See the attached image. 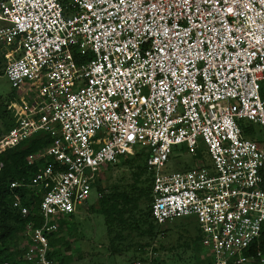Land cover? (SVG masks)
Listing matches in <instances>:
<instances>
[{"label": "built area", "instance_id": "2783aa9c", "mask_svg": "<svg viewBox=\"0 0 264 264\" xmlns=\"http://www.w3.org/2000/svg\"><path fill=\"white\" fill-rule=\"evenodd\" d=\"M70 6L0 0L5 75L21 110L0 153L40 132L51 138L27 157L39 165L30 181L10 183L13 207L32 217L26 264H56L49 235L61 216L90 198L101 169L139 148L150 151L158 224L192 216L213 264L264 263L261 250L249 254L264 231V0ZM201 141L209 165L162 172L177 146L194 156Z\"/></svg>", "mask_w": 264, "mask_h": 264}, {"label": "rangeland", "instance_id": "374dc122", "mask_svg": "<svg viewBox=\"0 0 264 264\" xmlns=\"http://www.w3.org/2000/svg\"><path fill=\"white\" fill-rule=\"evenodd\" d=\"M70 1V0H69ZM2 22L0 21V25ZM5 46L0 42V71L6 67L4 59ZM5 110V111H4ZM0 128L6 130L7 124H15L21 115L18 90L8 77L0 72ZM179 149V150H178ZM206 144L201 141L198 152L204 153ZM175 148L172 158L162 172L182 171L186 166L197 164V158ZM206 157L208 165L210 159ZM137 163L142 164L141 160ZM135 166L123 164L120 160L105 167L99 173L100 182L108 198L121 191L126 184L132 182ZM148 172H151L148 169ZM105 196V195H104ZM68 215H62L60 219ZM130 226L115 225L109 232L105 214L101 210V202L96 189L88 200L78 205L77 211L70 216L68 222L72 227L64 226L54 233L58 243L51 247L56 250V264H209L212 254L202 245L201 250L195 248L194 240L200 234L199 224L194 217H179L160 225L164 233L153 239L141 237L132 223L138 212H132ZM60 222V220H59ZM22 244L25 240L22 239ZM148 242L150 245L142 250L138 243ZM243 264H264L249 260Z\"/></svg>", "mask_w": 264, "mask_h": 264}, {"label": "trees", "instance_id": "16d2710c", "mask_svg": "<svg viewBox=\"0 0 264 264\" xmlns=\"http://www.w3.org/2000/svg\"><path fill=\"white\" fill-rule=\"evenodd\" d=\"M62 3L67 6V11L71 10L69 0H61ZM5 59V58H4ZM6 61V60H5ZM1 74H5V69H1ZM5 111V110H4ZM3 115H0V118ZM16 124V123H15ZM14 124V125H15ZM5 131L0 128V133L7 132L14 125L7 124ZM246 126V127H245ZM254 127L252 125H244V133L247 136L252 137ZM51 143V138L47 133H38L14 148H11L5 152L0 153V160L4 162L3 168L0 170V261L11 260L15 264H26L23 259L26 252V244H22V239L26 240L25 228L32 217H23L18 210L13 207V192L10 189V183L15 180H26L27 182L34 176L39 165L28 164L27 157L29 154L40 150L48 146ZM180 149L184 151L185 147L180 146ZM206 149L204 153L198 152L194 155L197 158L196 165H205L207 163ZM150 156V151L146 148H139L134 154H125L121 156V162L130 166H135L136 170L133 172L132 182L125 185V187L112 195V198H108L105 194L104 188L101 185L99 174L94 180L96 190L103 193L100 199L101 210L105 214L106 224L108 231L110 232L115 225L130 226V217L135 210L138 212V216L133 218L132 223L135 224L136 229L139 230V235L147 239H153L158 237L164 230L161 229L152 216V201H153V174L148 172L147 160ZM172 158V156H171ZM138 160L142 161V164L137 163ZM111 165V164H110ZM109 166V165H108ZM195 166V165H194ZM193 166H186L183 170L192 168ZM104 169V168H103ZM101 169V170H103ZM101 172V171H100ZM99 172V173H100ZM20 195L23 196L25 202L33 209L37 208L39 198H30L31 192L28 188H22ZM105 195V196H104ZM71 215H68L65 219H60L59 228L64 226L72 227L69 220ZM40 220H37L36 224L39 225ZM54 233L49 235L50 246L54 247L58 240L55 239ZM150 245L146 243H138V246L142 250L146 246ZM195 248L201 250L202 237L201 233L194 240ZM202 245V246H201ZM261 250L264 253V231L258 241H256L249 254L253 255L257 251ZM56 250L49 252V257L54 259L56 256ZM255 260L262 262L256 255ZM203 264V263H202ZM209 264H213V260H210Z\"/></svg>", "mask_w": 264, "mask_h": 264}]
</instances>
